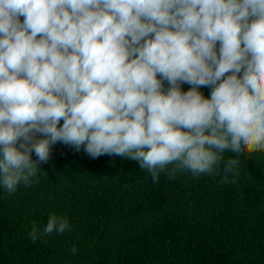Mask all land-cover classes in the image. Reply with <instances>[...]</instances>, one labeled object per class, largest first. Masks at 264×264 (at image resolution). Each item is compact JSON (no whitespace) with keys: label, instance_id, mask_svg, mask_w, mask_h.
Here are the masks:
<instances>
[{"label":"clouds","instance_id":"1","mask_svg":"<svg viewBox=\"0 0 264 264\" xmlns=\"http://www.w3.org/2000/svg\"><path fill=\"white\" fill-rule=\"evenodd\" d=\"M57 142L154 181L172 164L234 175L222 153L264 151V0H0L4 188L30 185ZM69 227L52 215L29 235Z\"/></svg>","mask_w":264,"mask_h":264},{"label":"trees","instance_id":"2","mask_svg":"<svg viewBox=\"0 0 264 264\" xmlns=\"http://www.w3.org/2000/svg\"><path fill=\"white\" fill-rule=\"evenodd\" d=\"M221 155L234 175L172 164L154 181L138 161L57 142L30 185L0 180V264H264V151ZM52 215L69 229L33 242Z\"/></svg>","mask_w":264,"mask_h":264}]
</instances>
